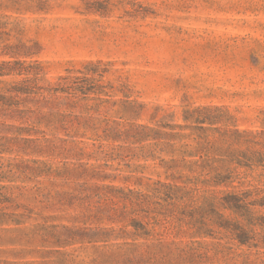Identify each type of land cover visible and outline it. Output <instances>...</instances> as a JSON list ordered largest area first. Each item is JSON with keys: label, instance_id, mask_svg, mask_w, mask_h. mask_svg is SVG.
<instances>
[{"label": "rangeland", "instance_id": "1", "mask_svg": "<svg viewBox=\"0 0 264 264\" xmlns=\"http://www.w3.org/2000/svg\"><path fill=\"white\" fill-rule=\"evenodd\" d=\"M0 100V135L13 148L0 149V193L27 217L0 225V264L87 260V245L58 240L89 225L75 220L82 198L94 210L116 188L170 181L127 134L147 126L176 148L198 135L230 153L258 148L264 0H0ZM194 119L206 131L191 129ZM223 167L229 181L209 191L264 195L261 166ZM249 229L244 244L224 230L175 240L201 242L204 258L187 264H264V227Z\"/></svg>", "mask_w": 264, "mask_h": 264}, {"label": "trees", "instance_id": "2", "mask_svg": "<svg viewBox=\"0 0 264 264\" xmlns=\"http://www.w3.org/2000/svg\"><path fill=\"white\" fill-rule=\"evenodd\" d=\"M15 92L30 93L22 89H16ZM13 105H18V102ZM0 110L6 108L0 105ZM189 118L184 117L185 121ZM205 120L194 119L195 126H191V129L206 131L201 126ZM162 127L172 129L170 125ZM139 129L127 134V138H131L132 143L140 144L144 158L158 159L157 164L166 173L165 179L170 181L157 179L143 190L116 188L118 196H106L104 203L98 201L94 205V210L90 207L89 197L82 198L78 204L80 214L75 220L89 225L65 227L58 240L64 246L71 243L87 245L92 251L86 255L87 260L76 261L73 257H65L62 262L187 264L194 259L204 258L205 253L201 252V242L196 240L191 244H183L182 240H175L178 237L214 238L224 230L240 244L254 239L249 226L264 227V214L256 215L260 210L255 209L257 206L264 209V195L257 190L229 191L216 195L207 187L220 186L229 181L231 171L223 167L225 162L248 168L261 166L264 169V130L257 134L261 141H252L253 145L258 146L257 149L230 153L227 149H216L209 143H201L202 137L199 135L195 146L186 143L176 148L170 142L173 135L147 126H140ZM20 130L28 132L25 128ZM9 139L0 135V149H13L5 142ZM12 139L31 141L28 138ZM145 141H151V144H144ZM162 153L170 158L157 156ZM5 178L0 173V181ZM2 187L4 185L0 184ZM11 204V199L0 193V225L7 222L19 224L27 218L22 213L8 211ZM14 206L25 208L21 204ZM102 223L108 225L103 226Z\"/></svg>", "mask_w": 264, "mask_h": 264}]
</instances>
